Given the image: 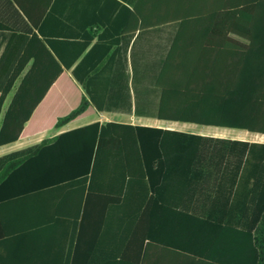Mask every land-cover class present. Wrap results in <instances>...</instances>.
I'll use <instances>...</instances> for the list:
<instances>
[{
  "label": "trees",
  "instance_id": "1",
  "mask_svg": "<svg viewBox=\"0 0 264 264\" xmlns=\"http://www.w3.org/2000/svg\"><path fill=\"white\" fill-rule=\"evenodd\" d=\"M153 4L148 25L176 22V38H185L188 54H211L167 57L156 82V118L264 136V0ZM129 21L145 20L137 9ZM68 63L65 56L24 57L0 97L1 116L4 98L21 78L0 125V146L30 133L32 126L25 125ZM33 86L41 91L33 92ZM81 87L86 93H78L67 111L59 109L53 129L94 114L91 86ZM40 192L58 199L53 213L65 226L68 248L64 240L59 243L57 264H80L84 245L96 243L106 212L120 217L106 222V244L124 249L115 264H145L148 244L178 251L188 260L183 264H264V142L91 123L0 157V208L23 210ZM161 215L168 217V234ZM10 216L1 228L6 255L0 264H34L25 254L33 244L12 241Z\"/></svg>",
  "mask_w": 264,
  "mask_h": 264
},
{
  "label": "crops",
  "instance_id": "2",
  "mask_svg": "<svg viewBox=\"0 0 264 264\" xmlns=\"http://www.w3.org/2000/svg\"><path fill=\"white\" fill-rule=\"evenodd\" d=\"M137 9L144 17L143 23L129 21L131 13ZM154 10L153 0H0V97L9 90L12 77L25 56H65L66 63L72 56H78L71 65L62 66L63 75L49 87L36 107L31 122L25 125V129L32 126L30 133L24 131L16 142L0 146V157L96 122L193 133L185 129L191 124L156 118L160 98L156 82L168 56L211 54L202 50L188 54L185 38H176L179 29L176 22L156 27L148 25ZM232 38L246 42L235 36ZM101 62L104 63L103 69L88 78ZM20 80L15 81L4 98L0 125ZM84 82L91 86L94 114L69 123L59 131L53 129L59 109L67 111L77 102L80 93H86L81 87ZM33 87V92L41 91L38 86ZM57 206L58 199L51 194L47 198L40 192L23 210L12 206L6 212L7 207L0 208V243L4 241L1 228L12 215L9 217L14 232L12 241L23 246L33 244V251L25 254L33 257L34 264H57L59 251L63 249L59 243L64 240L65 228L63 221L54 216ZM116 215L109 212L100 215L103 223H100L96 243L84 245L80 264H105L106 261L115 264L123 259L124 249L120 245L111 247L106 244V222L119 219ZM160 220L162 229L168 234V217L161 215ZM63 243L68 246L66 240ZM75 246L77 255V245H74L72 257H75ZM3 255H6V248L0 244V257ZM180 255L165 246L148 244L145 264H183L188 261Z\"/></svg>",
  "mask_w": 264,
  "mask_h": 264
},
{
  "label": "rangeland",
  "instance_id": "3",
  "mask_svg": "<svg viewBox=\"0 0 264 264\" xmlns=\"http://www.w3.org/2000/svg\"><path fill=\"white\" fill-rule=\"evenodd\" d=\"M185 129L186 131H192L193 133L212 135L215 137L264 142V136L250 134L245 131L234 130V129H221V128H214V127H203V126H198V125H186Z\"/></svg>",
  "mask_w": 264,
  "mask_h": 264
}]
</instances>
